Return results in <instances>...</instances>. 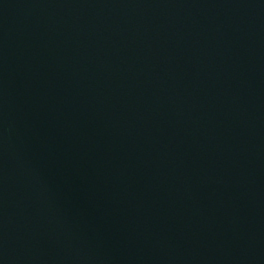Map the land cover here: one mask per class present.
Segmentation results:
<instances>
[{
	"label": "water",
	"instance_id": "95a60500",
	"mask_svg": "<svg viewBox=\"0 0 264 264\" xmlns=\"http://www.w3.org/2000/svg\"><path fill=\"white\" fill-rule=\"evenodd\" d=\"M0 264H264V0H0Z\"/></svg>",
	"mask_w": 264,
	"mask_h": 264
}]
</instances>
